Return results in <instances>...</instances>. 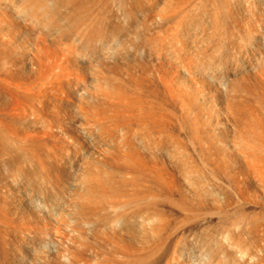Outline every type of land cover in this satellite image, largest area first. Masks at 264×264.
I'll return each instance as SVG.
<instances>
[{
    "label": "bare ground",
    "instance_id": "6f19581e",
    "mask_svg": "<svg viewBox=\"0 0 264 264\" xmlns=\"http://www.w3.org/2000/svg\"><path fill=\"white\" fill-rule=\"evenodd\" d=\"M192 254L264 264V0H0V264Z\"/></svg>",
    "mask_w": 264,
    "mask_h": 264
},
{
    "label": "rangeland",
    "instance_id": "374dc122",
    "mask_svg": "<svg viewBox=\"0 0 264 264\" xmlns=\"http://www.w3.org/2000/svg\"><path fill=\"white\" fill-rule=\"evenodd\" d=\"M126 4H127V3H126ZM126 7L128 8V6L125 5L124 8H126ZM122 8H123V6L120 7V9L118 8V10H119L120 12L117 13V14H123V13H122V10H121ZM113 9H114V8H113ZM113 9H112V13H113ZM114 10H115V9H114ZM125 10H126V9H124V11H123V12H124L123 15H117V14H114V15H113V14L111 13L112 15H110V17H111V16H112V17H113V16H115V17H116V16H119V18H120L121 21H122V20H124V17H125L126 15H127V17H129V16H128V11L126 12L127 14L125 15ZM114 12H118V11L116 10V11H114ZM138 14H139V13H138ZM138 14H137V15H138ZM124 15H125V16H124ZM129 15H130V14H129ZM137 15H136V16L134 15V16L137 18V20H135V17H133V16H132V17H129V18L131 19V21L134 19V20L132 21V23H133L134 26H133V25L129 26V24H132V23H129L130 20H129L128 18L126 19V17H125L126 21L129 20V21H127V22H128L127 25H128L129 27H128V26H127V27H128V29L130 28V30L127 31V32H126V31H125V32L122 31L123 29L119 28V26L116 25V23H118V25H120V24L122 23L120 20H119V21H120L121 23H119L118 21L115 22V20H118V19H119L118 17H117V19H115L114 21L112 20V19H114V18H111V21H110V19H109V21H110L109 26H111L110 24L113 23L114 27H115V25H116L117 28H118V30H120L121 32H124V33H123L124 35H121V34H122L121 32L119 33L120 36H118V37H119L120 39L117 37L118 40H116V39L114 40V41L118 42L119 44L123 43V44L121 45L122 48H124L123 45H124V46L126 45V40H127V38H129L128 35H127L126 38H125V37H124L125 34L128 33V32H131V31H132L131 29H132L133 27H135V28L138 29V30H139V28H140V25H139V28H137V27H138L137 25H138L139 22L141 23V21H139V20H142V17H141V19L138 20V18H140V17H137ZM120 16H121V17L124 16L123 19H122ZM130 16H131V15H130ZM139 16H142V14H141V15L139 14ZM132 18H133V19H132ZM131 21H130V22H131ZM135 21H136V22H135ZM137 21H139V22L137 23ZM114 22H115V23H114ZM127 22L124 21L125 24L122 23L123 26H124V25L126 26V23H127ZM140 23H139V24H140ZM135 25H136V26H135ZM123 26H122V27H123ZM132 26H133V27H132ZM120 27H121V26H120ZM131 27H132V28H131ZM123 28H124V27H123ZM125 28H126V27H125ZM140 29H141V28H140ZM125 30H126V29H125ZM133 30H134V29H133ZM134 32H136V30H134ZM131 33H133V31H132ZM128 34H129V33H128ZM130 35H132V34H129V36H130ZM121 36H123V37H121ZM123 38H125L126 40L123 39ZM123 41H125V42H123ZM111 42H112V41H111ZM116 42H114V43H116ZM120 42H121V43H120ZM114 43H113V46H116V44L114 45ZM118 43H117V46L119 45ZM106 44H107V43H106ZM108 45L110 46V43H109ZM108 45H107V46H108ZM107 46L104 45L103 48H104V49H105V47L108 48ZM113 46H112V44H111L112 49L114 48ZM117 46H116V50H117V51H120L121 46L119 45V48H118ZM125 47H128V46H125ZM108 49H109V48H108ZM118 49H119V50H118ZM124 49H125V48H124ZM124 49H122V51L119 53V54H121V56H118L119 54H118L117 52H116V53H117L118 55L115 53L116 56H118V58H121V57H122V54H123V53L125 54L129 48H128V49L126 48L127 50H126V49L124 50ZM106 50H107V49H105V51H106ZM110 50H111V49H110ZM113 50H115V49H113ZM107 51H108V50H107ZM107 51H106V52H107ZM124 51H125V52H124ZM128 51H129V50H128ZM109 52H110V51H109ZM111 52H112V53H111ZM111 52H110L111 55H113V51H111ZM122 52H123V53H122ZM107 55H108V53H107ZM109 55H110V54H109ZM111 55L109 56L110 58H111ZM123 56H124V55H123ZM126 56H127V55L125 54V57H126ZM109 57H108V58H109ZM114 58H115V56H114L113 58L109 59V60L112 61ZM122 58H123V57H122ZM115 59H116V58H115ZM124 59H125V61H126L127 58H124ZM118 60H121V61H122L123 59H118ZM111 61H109V62H111ZM123 61H124V60H123ZM123 61H122V62H123ZM175 248H176V250L178 249L177 247H173L172 250H171V252H173V250H174ZM174 251H175V250H174ZM192 256H193V254H192ZM189 258H190V259L193 258V260H194V262H193V260H190V259H189V260H190V261H189L190 264H196V263H197V259L195 258V256H193V257L190 256ZM195 259H196V261H195ZM166 260H167V259H166ZM166 260H164L165 263L163 262V264H167V263H166ZM169 261H170V260H169V258H168V262H169ZM191 261H192V262H191ZM170 262H171V261H170ZM169 264H170V263H169ZM171 264H172V263H171Z\"/></svg>",
    "mask_w": 264,
    "mask_h": 264
}]
</instances>
